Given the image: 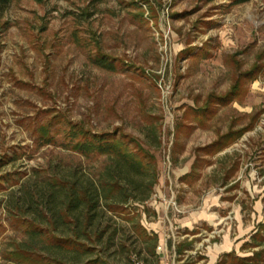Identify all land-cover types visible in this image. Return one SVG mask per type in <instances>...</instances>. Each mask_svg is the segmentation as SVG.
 I'll use <instances>...</instances> for the list:
<instances>
[{
  "label": "rangeland",
  "instance_id": "1",
  "mask_svg": "<svg viewBox=\"0 0 264 264\" xmlns=\"http://www.w3.org/2000/svg\"><path fill=\"white\" fill-rule=\"evenodd\" d=\"M103 56L115 69L98 65ZM256 116L251 131L216 153L217 141ZM70 123L121 131L133 151L155 157L152 198L132 202L128 215L158 235L155 256L104 202L93 226L103 239L85 243L94 253L54 245L76 228L55 183L91 188L111 162L61 147ZM48 136L58 143L46 145ZM24 219L45 233H30ZM184 219L198 223L179 229ZM261 224L264 0H12L0 14V264H18L10 255L19 246L66 263L138 264L137 255L144 264H212L207 256L225 236L230 254L245 259L261 250L243 249Z\"/></svg>",
  "mask_w": 264,
  "mask_h": 264
},
{
  "label": "trees",
  "instance_id": "2",
  "mask_svg": "<svg viewBox=\"0 0 264 264\" xmlns=\"http://www.w3.org/2000/svg\"><path fill=\"white\" fill-rule=\"evenodd\" d=\"M42 1V0H37ZM215 1V0H211ZM235 4H243L248 0H231ZM12 0H0V14H3ZM98 65L104 69H115L108 59L103 57L97 58ZM238 91V85L232 89V93L220 98L221 101H228L235 97ZM223 103V104H224ZM259 116L254 117V123L241 130L232 131L230 134L223 136L217 141L213 148H217L216 153H220L234 141L226 143V140L235 139L239 140L255 127V123L259 120ZM69 127L63 130L64 142L61 147L64 149L77 153L87 160H95L102 157L110 158L109 166L101 174L99 183H91V188L86 187L79 183H69L66 181H57L55 187L62 185L67 191L65 206L66 217H74L75 230L72 231V235L68 237L55 236V244L59 249L71 253H94V250L88 247L85 243L92 242L96 245V242H100L103 239L104 232H96L93 227L98 216V211L101 202H104V209H107L109 213L124 217L125 220L130 222L133 226L135 236L142 243L151 247V253L155 256L159 243V237L156 234H148V232L142 227L139 216H128L129 206L132 202L135 204L145 205L152 198L155 184L158 182V168L156 165V159L145 150L141 149L144 154L133 151L130 146L124 142L118 133H96L87 129L82 124H68ZM44 131V130H43ZM49 131V130H48ZM60 133V132H59ZM46 145H55L56 138H43ZM134 142V141H133ZM135 143V142H134ZM207 151V150H202ZM237 168V167H236ZM236 168L232 171L231 178L236 172ZM150 179L149 184H145L144 180ZM145 180V181H146ZM57 193L54 197L57 198ZM56 203V199H51L49 203ZM57 209V206L55 207ZM24 225L28 228V231L38 232L44 230L39 228L33 221L22 220ZM58 222L55 221V227L58 230ZM55 229V230H56ZM56 230V231H57ZM86 237V240H85ZM95 239V240H94ZM253 242L244 246L243 249H261L255 252L252 257L240 259L234 258V254H229L226 259H233L231 264H264V224L259 226L258 232L252 238ZM85 249V250H84ZM11 260H14L18 264H102L99 257L95 259H89L86 262L66 263L58 258L42 257L38 253L17 247L10 255ZM138 264L146 263L140 256L136 255ZM226 259L220 262V264H227ZM133 261V260H132ZM134 262V261H133Z\"/></svg>",
  "mask_w": 264,
  "mask_h": 264
},
{
  "label": "crops",
  "instance_id": "3",
  "mask_svg": "<svg viewBox=\"0 0 264 264\" xmlns=\"http://www.w3.org/2000/svg\"><path fill=\"white\" fill-rule=\"evenodd\" d=\"M185 182H186V180H185ZM168 207H169V205H168ZM261 209H263V208H261L260 205H259V206H257L255 212L256 213H260V212H262ZM243 210H244V208L240 209V213H239L240 219L242 221L241 220H238V221L242 222V225L244 227L243 217H242ZM237 219H239V218H237ZM189 221L187 219L181 220L180 221L181 222L180 223L181 226L179 227V229H189L190 227H192V229H193L194 228V225H197L196 223H198V220L197 219H195V220H189ZM193 221H195V222H193ZM205 221H207V220H205ZM160 228H161L160 225L155 224L154 227H153V231L155 233L159 234L158 233V230ZM164 242H166V241H164ZM237 244L242 245V242H240V241L238 242L237 241ZM233 248H234V245L232 244L230 238L228 236H225V238L223 240V243L220 246L218 245L215 249H213L207 257L211 258L212 264H216L218 262V260L220 259L221 255L232 253Z\"/></svg>",
  "mask_w": 264,
  "mask_h": 264
},
{
  "label": "built area",
  "instance_id": "4",
  "mask_svg": "<svg viewBox=\"0 0 264 264\" xmlns=\"http://www.w3.org/2000/svg\"><path fill=\"white\" fill-rule=\"evenodd\" d=\"M173 207H177V206H176V203H174V206H173ZM178 212H179V211H178ZM160 250H161V249H160Z\"/></svg>",
  "mask_w": 264,
  "mask_h": 264
}]
</instances>
